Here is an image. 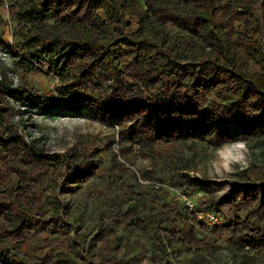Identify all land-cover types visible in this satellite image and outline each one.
Here are the masks:
<instances>
[{"label":"rangeland","instance_id":"374dc122","mask_svg":"<svg viewBox=\"0 0 264 264\" xmlns=\"http://www.w3.org/2000/svg\"><path fill=\"white\" fill-rule=\"evenodd\" d=\"M33 1L0 0V75L26 90L0 92L1 124L27 145L0 142V264H264V92L212 65L227 37L199 0L131 1L140 24L123 43L92 16H54L76 0L20 22ZM220 2L237 17L238 0ZM21 31L85 44L59 63L81 85L17 64ZM252 59L236 57L241 76Z\"/></svg>","mask_w":264,"mask_h":264},{"label":"trees","instance_id":"16d2710c","mask_svg":"<svg viewBox=\"0 0 264 264\" xmlns=\"http://www.w3.org/2000/svg\"><path fill=\"white\" fill-rule=\"evenodd\" d=\"M131 1L133 0H76L77 5L82 6L81 9L85 8L84 12L80 11L78 13V8L77 6L75 7L76 3H73L75 9L71 7L68 14L60 17L59 10H54V16L62 22H68L75 18L80 28L84 26L87 18L92 16L96 23L104 30H112L115 26L118 27L122 36L120 42L123 43L124 41H130L138 32H132V23H129L128 20L134 21L135 25L140 24L139 18L132 12ZM33 2L34 4L26 9H13L14 14L20 22L31 20L42 22L48 17V11L50 10L49 3H53L57 8H60L68 6L72 1L36 0ZM199 2L206 12L212 28L224 31L227 37L225 42L216 38L214 45L216 59L212 62V65L221 70L225 81H230L232 78H240L245 92L252 91L254 94L262 95L264 92V0H238V9L235 15L237 17L231 18L226 17L225 6L220 0H199ZM150 18V14L144 11V16L140 19L150 21ZM237 20L245 23L250 22L249 28L245 29L244 33L239 37H235L236 33L234 29V22ZM137 28L139 30V26ZM21 38V45L28 48V51L25 52V55H21V57L14 51V55L18 56L17 64L22 65L26 62L31 67V70L36 66L39 70H42L49 76H55L60 81L69 79L70 77L74 86L68 85L67 87L75 88V86L81 85V76L69 75L64 66L60 67L59 63L63 57H71L72 51L69 50L70 48L79 47L82 49L85 47V44L77 45L67 39H48L24 31H21ZM64 48H68L67 52H64ZM53 55L57 56L56 62L52 59ZM237 56L245 60L249 59V56L253 57L252 60L255 61V67L247 76L240 75V66H236ZM55 90L61 95V88L58 89L56 86ZM0 92L12 100L19 101L23 98L26 90L13 88L3 79L0 81ZM27 92L29 93L30 91ZM69 94L72 98L76 96V93ZM36 102L38 105L41 103V101ZM41 104L43 106L41 112L50 111L56 106L55 102ZM3 112L0 109V126L3 127L5 139L0 137V142H6V144L12 146L21 144L27 147L22 139L13 133L11 128L1 124ZM199 207L205 211L209 210L211 205L203 203Z\"/></svg>","mask_w":264,"mask_h":264},{"label":"built area","instance_id":"2783aa9c","mask_svg":"<svg viewBox=\"0 0 264 264\" xmlns=\"http://www.w3.org/2000/svg\"><path fill=\"white\" fill-rule=\"evenodd\" d=\"M11 80H12V87H15L16 86V79L17 77L13 74H9ZM2 76L0 75V81L2 80ZM202 221H204L205 223L207 224H212L215 222V215L210 213V212H203V213H200V215L198 216Z\"/></svg>","mask_w":264,"mask_h":264}]
</instances>
